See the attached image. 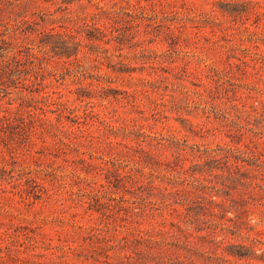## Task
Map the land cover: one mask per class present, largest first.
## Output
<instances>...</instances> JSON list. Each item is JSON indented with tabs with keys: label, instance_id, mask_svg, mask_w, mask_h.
Here are the masks:
<instances>
[{
	"label": "rangeland",
	"instance_id": "1",
	"mask_svg": "<svg viewBox=\"0 0 264 264\" xmlns=\"http://www.w3.org/2000/svg\"><path fill=\"white\" fill-rule=\"evenodd\" d=\"M97 3L108 14L95 39L60 27ZM58 33L67 55L44 45ZM14 59L26 86L0 72V117L24 103L26 122L43 107L52 126L0 124V264H125L111 245L152 228L162 249L148 264H264V0H0V63ZM139 125L166 139L158 151L140 137L153 157L142 162ZM178 152L187 174L157 163ZM231 244L259 258L235 259Z\"/></svg>",
	"mask_w": 264,
	"mask_h": 264
},
{
	"label": "trees",
	"instance_id": "2",
	"mask_svg": "<svg viewBox=\"0 0 264 264\" xmlns=\"http://www.w3.org/2000/svg\"><path fill=\"white\" fill-rule=\"evenodd\" d=\"M148 4L151 6H155V0H147ZM229 4V3H228ZM24 7H26L24 5ZM138 7L141 9H144L146 6H143L141 3L138 4ZM220 12L223 14H230L232 15L235 10L231 9V8H222L220 9ZM108 14V12L106 11V9H104L103 6H101L100 4H96V11L91 13L90 15H86L84 18H80V20L78 22H76L75 24H73L72 22H70V24L68 25H60L61 28L65 29V31L67 32L68 35H73V33H81V30H84L88 33V39H95L97 36V33L103 32V30L106 29V23H101L102 20V16ZM109 17V16H108ZM24 22L26 23L27 21L24 20ZM101 23V24H100ZM168 29H170V27H168ZM44 35L47 36L48 38L54 36V34L51 31H44ZM59 36L58 39L56 40H48L44 42L45 46H49L50 49L55 52L58 55L64 56L67 55L66 49H68V41H66L65 39L62 38L63 35H66L65 33H58ZM62 47V48H60ZM62 49H65L64 51ZM59 50H62V52H59ZM19 62V60L14 59L13 61H8V62H1L0 63V72L3 76L10 78L12 77L14 72H18L19 77L17 78H10L11 81H13L14 85H17L19 83H21L22 87H25L26 83V79L22 78L21 76V70L15 68V65ZM29 70H27L25 72V74H28ZM17 74V75H18ZM15 75V74H14ZM38 71H35V82H37L38 80ZM19 80V81H18ZM34 81H32L33 83ZM17 87V86H16ZM2 92L6 93L5 95L9 94V86L6 88H2ZM32 92V91H31ZM61 94V93H60ZM62 96V94L60 95ZM61 98V97H60ZM87 98H90V96H84L81 94H78L77 96V100L84 102ZM42 100H44V102L48 101V97H43ZM53 104V103H52ZM54 104L59 105V110L57 111L59 114V118H61L62 116V107L64 108V110H68V108L66 107V103L62 102V101H56ZM94 105L93 102H87L86 103V107L84 109V115L85 116H91V117H98L99 114L94 112L91 108H93L92 106ZM24 106V103L20 105V109H18L17 112H9L8 114L0 117V124H1V129L2 130H6L8 127H10L11 125H15L17 122H20L24 125L23 127V131L24 133H26V136H29L32 134L33 130H32V125L31 123H34L36 120L38 122H43V124H48L49 126H52L51 123V119H49L46 116V113L43 111L44 108L41 107L40 109L42 110L41 113H38L36 111L34 112H28V114L31 117V120L29 122H26L24 116H23V112H22V108ZM49 106V105H47ZM156 106V105H155ZM61 107V108H60ZM71 110V109H70ZM153 115H157V110L154 107L153 109ZM61 111V112H59ZM72 111H74V109H72ZM43 115V116H42ZM140 127V131H138L135 135H136V143H138V146H140V150H139V156L138 158H140L138 161L142 162V161H146V159L148 157L153 158L152 157V152L151 150L147 151L145 150L143 147H141L142 143L145 140H140V137H150L151 138V142L155 141L154 144H152L151 142L149 143V145L151 147H153L154 149L160 151L164 146H165V138H157L154 136H150L147 135L145 132L142 131V129L144 128L143 125H139ZM117 144H122L120 142H109L108 146L109 147H113ZM127 149L132 148L130 146H125ZM13 149H15L14 146H9L8 150L10 152H14ZM201 151V150H198ZM229 151H232V149H229ZM207 152V151H206ZM186 154H182L180 152H178V154L176 155L175 159L173 160H165V161H157L158 164H163L165 165L167 168H171L173 171H176L178 173H185L187 174L186 169L184 168V165L182 164L183 161L187 160V158L185 157ZM221 159H225L226 163H229V156H224ZM172 164H175L174 168L172 166ZM236 168H238V164L235 165ZM214 170V168L212 166H208V168L206 170H203V172H207V173H211ZM120 176V175H119ZM142 179L138 180L141 181L142 183H144V179H145V174H142ZM127 180L131 181V180H135L137 179V177L131 175H123L121 176V180ZM137 181V180H135ZM34 185L32 186V191H34V193H36V196H40L38 193L39 191H37L36 189L38 187H41V183L38 182L37 180H33ZM107 183H113L109 180V182L107 181ZM148 184H150V187H152L153 189H158L161 190L160 186H155L153 185L152 181L147 182ZM144 186V185H143ZM26 191H29V188L25 189ZM31 190V189H30ZM165 191H168V188L164 187ZM184 192H187V189H184ZM151 205H153L154 203H150ZM167 205H169L170 209L173 212H180L179 209H177L176 207H173V205L171 204V202H169ZM152 209H155L152 207H150V209L148 210L149 212L146 213V209L143 208L141 210L142 213L145 214H153L151 213ZM79 228H82V226H79ZM162 235L161 230H156L155 228L152 229H138L136 232H133L130 236H125L123 237V242L117 245H111V248H120L122 250L125 251H129V254L125 255L123 258H120L121 262H123L124 259L125 260V264H148V261H146V259H149L150 257H152L153 255V251L154 250H158L157 252H159L160 249H162V241L159 240L158 238ZM104 239H106V237H103ZM231 247H233L234 249H227L226 253L229 256L234 257L235 259L238 260H245V261H249L251 259H257L259 258L258 255H256L255 250H253L252 246H247L244 244H239V245H234L231 244ZM72 249V248H70ZM104 250H106V248H103ZM64 253L66 254L67 251H64ZM106 264L110 263V259H109V255L106 254ZM263 256H264V252H263Z\"/></svg>",
	"mask_w": 264,
	"mask_h": 264
}]
</instances>
